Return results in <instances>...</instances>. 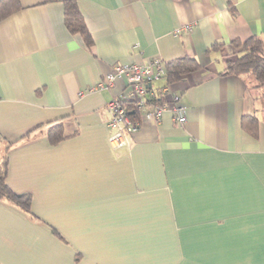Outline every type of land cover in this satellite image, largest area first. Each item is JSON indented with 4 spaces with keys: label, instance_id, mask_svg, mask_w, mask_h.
Instances as JSON below:
<instances>
[{
    "label": "crops",
    "instance_id": "0c3cea01",
    "mask_svg": "<svg viewBox=\"0 0 264 264\" xmlns=\"http://www.w3.org/2000/svg\"><path fill=\"white\" fill-rule=\"evenodd\" d=\"M64 1L0 5V161L34 214L0 198V264H264V104L226 71L234 39H264V0H77L91 47ZM184 55L202 67L168 98L187 120L143 116L114 148L106 105L127 82L97 84L114 64Z\"/></svg>",
    "mask_w": 264,
    "mask_h": 264
},
{
    "label": "trees",
    "instance_id": "16d2710c",
    "mask_svg": "<svg viewBox=\"0 0 264 264\" xmlns=\"http://www.w3.org/2000/svg\"><path fill=\"white\" fill-rule=\"evenodd\" d=\"M17 0H0L3 3L11 4L8 11L3 13L7 15L17 8L15 5ZM13 3V4H12ZM65 24L73 34H80L84 39L86 46L91 47L93 38L86 21L81 13L77 0L64 1ZM222 42H216L214 45H221ZM231 45L239 51L236 59L227 60L226 71L229 74L244 76L249 79L248 88L254 99H261L264 104V39L261 36L253 35L245 40L234 39ZM202 67L199 59L194 56L184 55L166 62V85L182 80L188 73L199 70ZM161 88L152 98L153 102L164 104L168 101V97L161 93ZM130 114L134 119H139V109L133 102H128ZM258 118L254 114L247 113L242 119L245 128L252 130L255 134ZM48 135L52 142L56 143L64 139V123L60 122L48 130ZM8 160L7 155L0 161V198L11 203L21 206L26 212L34 216L31 209V195L28 193H17L8 184Z\"/></svg>",
    "mask_w": 264,
    "mask_h": 264
},
{
    "label": "built area",
    "instance_id": "2783aa9c",
    "mask_svg": "<svg viewBox=\"0 0 264 264\" xmlns=\"http://www.w3.org/2000/svg\"><path fill=\"white\" fill-rule=\"evenodd\" d=\"M192 29V24H186L178 31L189 32ZM165 67L166 62L160 58L147 64H114L111 71L104 75L102 81L97 84V89H106L113 86L118 78L123 77L127 82L125 91L112 98L106 105L110 114L107 126L112 129L109 142L114 148H122L128 144L129 137L139 129L143 116L159 119L163 112L169 109L173 112L176 123L183 124L187 120V107L179 102L178 96L173 95L163 105L152 101L158 92V89L152 87V82L166 72ZM160 90L168 97L170 92L168 85ZM128 102H133L139 109V119L131 116Z\"/></svg>",
    "mask_w": 264,
    "mask_h": 264
}]
</instances>
